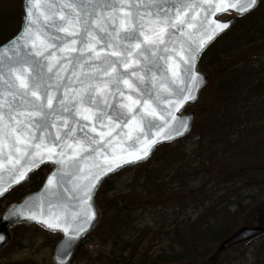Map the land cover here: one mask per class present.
<instances>
[{"label": "snow or ice", "instance_id": "1", "mask_svg": "<svg viewBox=\"0 0 264 264\" xmlns=\"http://www.w3.org/2000/svg\"><path fill=\"white\" fill-rule=\"evenodd\" d=\"M257 3L26 0L21 31L0 47V196L42 163L55 171L4 219L61 231L70 255L94 228L101 178L187 130L177 113L197 98V61L228 27L212 17Z\"/></svg>", "mask_w": 264, "mask_h": 264}, {"label": "trees", "instance_id": "2", "mask_svg": "<svg viewBox=\"0 0 264 264\" xmlns=\"http://www.w3.org/2000/svg\"><path fill=\"white\" fill-rule=\"evenodd\" d=\"M19 20L20 24L8 32L2 31L6 21H0V44L19 30ZM240 21L242 24L219 38L200 61V69L211 75L207 89L214 90L216 111L207 120L209 127L200 133V144L191 155L181 156L175 145L163 146L148 163L136 167L123 188L117 187L118 180L132 168L106 180L98 191L96 204L103 219L85 239L95 240L92 245L98 264H221L224 252L219 245L227 237L242 227L264 226V201L250 211L239 206L232 212L230 206L235 203L229 196L236 185L230 165L246 157L250 147H264V140L257 139L264 131V124L259 125L264 121V0ZM243 96L252 98L240 100ZM249 139L257 141L238 148ZM214 162L219 168L211 177L215 180L212 189L205 183L210 182L207 171ZM43 178L38 171L26 186L14 189L7 202L35 191ZM214 188L224 189V194L218 196ZM189 208L193 214H185ZM146 212L153 214L152 219L139 221ZM21 228L26 226L14 229V237ZM150 244L155 250L148 253ZM83 245L77 249L74 262L93 264L92 253H82ZM103 245L111 247L107 255L99 249ZM11 264L37 263L28 260Z\"/></svg>", "mask_w": 264, "mask_h": 264}, {"label": "rangeland", "instance_id": "3", "mask_svg": "<svg viewBox=\"0 0 264 264\" xmlns=\"http://www.w3.org/2000/svg\"><path fill=\"white\" fill-rule=\"evenodd\" d=\"M21 1L22 0H0V21L4 20L7 23L6 26L4 24L5 27L2 30L3 32L4 30L5 32H8L9 29L20 24L19 19H22ZM241 24L242 22L239 21L236 26ZM214 94V90L211 88L203 89L199 100L187 108L186 112L193 111L196 113V119L191 134L179 144H175V146L180 149L181 156H190L196 146L200 144V133L203 129L209 127L207 120H210L213 111H216L215 109L213 110ZM244 98L250 99L252 96H243L240 100ZM263 124L264 121L259 125ZM251 126H253V124ZM257 139L259 141L264 140V131L259 133ZM257 139H249L248 142L247 140H244L240 143L238 148L243 147L246 143L249 145L250 143L257 141ZM249 147L250 146H248V148ZM216 163L217 162H214V165L210 164V170L207 171V173H209L207 179H209L210 182L205 184L208 185V188H212V184L215 183V180L211 177L215 175L214 173L218 172L219 167L215 166ZM233 163L234 164H231L230 166L231 169L235 171L236 185L230 189L235 192H232L229 196H231L230 201L235 203V206H230V208L232 209V212L235 211V209H238L239 206L244 210L250 211L255 204L264 201V169L262 168L264 164V147L258 149L250 147L246 157L244 156V158L240 160H234ZM211 168L213 171H211ZM135 171L136 167L132 168L130 172H125V174L118 180L117 187L123 188ZM46 172L47 170L44 171L45 174ZM196 185H198V182H196ZM215 189H217L218 196L224 194V189L214 188V190ZM6 204L7 201H4L2 207H5ZM225 204V201L222 202V205ZM185 214H193L192 209L189 208ZM152 217L153 214L146 212L139 216V221L149 222ZM243 220L245 221L246 217H243ZM243 220L240 221L241 225H244ZM15 235L16 237L13 239L14 242L7 248L6 252H2L0 256V264H11L13 262L28 260L37 264H51L54 242L56 241L55 235L47 234L34 226L21 228L16 231ZM87 242L88 245L86 246L85 244H87ZM93 243H95L94 239L84 241V243H82L84 244L82 253L86 250L90 251L92 253V259L90 261H93V264H98L95 255L96 253L94 252L96 247L92 245ZM99 249L102 251L103 255H107L111 250V247L109 245H103L102 247L100 246ZM154 250L155 248L153 244H150L147 247L148 253L149 251L153 252ZM85 263H87V261H83L80 264ZM71 264L77 263L72 262ZM221 264H264V235L256 240L244 243L223 253Z\"/></svg>", "mask_w": 264, "mask_h": 264}, {"label": "water", "instance_id": "4", "mask_svg": "<svg viewBox=\"0 0 264 264\" xmlns=\"http://www.w3.org/2000/svg\"><path fill=\"white\" fill-rule=\"evenodd\" d=\"M259 1L258 0V3H257V6L259 4ZM25 6H26V0H22V13H23V20H22V25L24 24V16H25V12H24V9H25ZM257 6L250 10L249 12H246V13H240V14H237V11L236 10H229L228 12H224V13H218L216 14L214 17H212V19H214L217 23H227L228 24V27L225 28L223 31H221L218 35H216L214 37V39L212 41H210L204 48V50L202 51V53L200 54V57L197 61V71L200 75V77H202L201 81H200V84L197 86L198 87V91L194 92V96H196L197 98L195 100H191L189 102H187L181 109L180 111L177 113V116L180 117L182 116L184 118V122L186 123L187 125V130L186 131H183L181 135H178V136H174L172 138H164V137H160L158 139V142L152 147V149L150 150L149 152V155L143 159H141L140 161L138 162H132V163H127V164H124L123 166H121L120 168L116 169L115 171H112L110 173H107L106 175H104L102 178H101V181L97 184V187H96V190L94 192V195L92 197V201H91V204L93 205V208L92 210L96 213V219L93 221V224H94V228H91L89 229L88 231V234H90L92 231H94L97 226L99 225L100 221H101V218H102V214L101 212L99 211V209L97 208L96 204H95V197H96V194L99 190V188L101 187V185L104 183V181L109 178L110 176L114 175L115 173L127 168V167H131V166H136L138 164H142V163H145L146 161H148V159H150V157L152 156V154L154 153V151L156 150V148L160 145H164V144H171L173 143L174 141H177L179 139H182L184 137H186L187 135H189V133L191 132L192 130V127H193V122L195 120V113L191 112V113H188V114H184L182 113V111L184 110V108L189 105V104H194L197 102V100L199 99V95H200V92L201 90L209 83L210 81V77L207 75V74H204V73H201L198 69V65H199V62H200V59H201V56L202 54L206 51V49L216 40L218 39L223 33H225L226 31H228L236 22L237 19L239 18H242L246 15H248L249 13H251L252 11H254ZM224 16H228V18H222ZM22 25H21V28L19 30V32L21 31L22 29ZM18 32V33H19ZM17 33V34H18ZM16 34V35H17ZM15 35V36H16ZM14 36V37H15ZM14 37H12L11 39H13ZM10 39V40H11ZM9 41V40H8ZM7 41V42H8ZM7 42H5L4 44H6ZM4 44H2L0 47H2ZM51 166V170L49 171V173L46 175L44 181H43V184L41 185V187L33 192V193H30V194H27L25 195L24 197H22L18 202H15V203H12L10 204L9 206L6 207V209L3 211V213L0 215V236L3 237L2 240H0V251L5 249L6 247H8V245L10 244L11 240H12V233H11V229L13 227H16V226H19L21 224H28V225H36L38 227H40L41 229L47 231L48 233H52V234H59L60 235V239L54 249V252H53V256H52V264H69L71 262V259H72V256L73 254L75 253V250L77 248V245L78 243L84 238H81L79 241L75 242V247L74 249L72 250L71 254L70 255H63V245L67 242V238L64 236V234L59 231V230H56V231H52V230H49L47 229L46 227L42 226L41 224L35 222V221H30V220H27L23 217H20V218H13V219H4V216L5 214L7 213V211L9 210V208H16V207H19V205L26 201V200H29L30 198H34L36 196H38L39 194H41V192L45 189L46 187V181L50 178L51 174L55 171V165H53L52 163L50 162H46V163H42L39 165V167H36L34 168L33 170H31L30 172H28L27 174V177L21 181L20 183L18 184H12L10 187H9V191L4 193V195L0 196V199L3 198L7 193H9L13 188L25 183L28 179H29V176L36 172L37 170H39L41 167L43 166ZM8 186L7 185V177H4L3 181H0V187H6ZM264 232V228L263 227H256V228H245V229H241L239 231H237L234 235H232L231 237H229L225 242H223L220 246V250H225L233 245H236L248 238H253V237H256L260 234H262ZM87 234V235H88Z\"/></svg>", "mask_w": 264, "mask_h": 264}]
</instances>
